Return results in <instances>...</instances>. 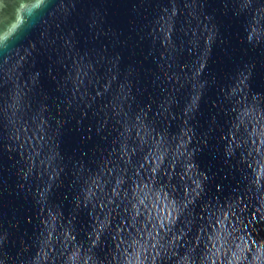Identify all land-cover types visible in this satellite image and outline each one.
I'll use <instances>...</instances> for the list:
<instances>
[{
	"label": "water",
	"instance_id": "95a60500",
	"mask_svg": "<svg viewBox=\"0 0 264 264\" xmlns=\"http://www.w3.org/2000/svg\"><path fill=\"white\" fill-rule=\"evenodd\" d=\"M0 264H264V0H0Z\"/></svg>",
	"mask_w": 264,
	"mask_h": 264
}]
</instances>
